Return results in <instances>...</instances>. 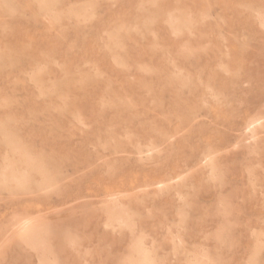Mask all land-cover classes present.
<instances>
[{"label":"rangeland","instance_id":"374dc122","mask_svg":"<svg viewBox=\"0 0 264 264\" xmlns=\"http://www.w3.org/2000/svg\"><path fill=\"white\" fill-rule=\"evenodd\" d=\"M136 246L264 264V0H0V264Z\"/></svg>","mask_w":264,"mask_h":264},{"label":"bare ground","instance_id":"6f19581e","mask_svg":"<svg viewBox=\"0 0 264 264\" xmlns=\"http://www.w3.org/2000/svg\"><path fill=\"white\" fill-rule=\"evenodd\" d=\"M102 2V1H101ZM202 4V3H201ZM34 23V22H33ZM20 25V24H19ZM44 27V25H43ZM52 32V31H51ZM102 43V42H101ZM58 44V43H57ZM75 54V53H74ZM138 54V53H137ZM166 55V54H165ZM222 64V63H221ZM189 66V65H188ZM30 69V68H29ZM197 72V70L195 71ZM111 74V73H110ZM129 75V74H128ZM14 79V78H13ZM14 82V81H13ZM122 85V84H121ZM217 107V106H216ZM22 109V108H21ZM231 111V110H229ZM202 116V115H201ZM43 117V116H42ZM176 120V119H175ZM181 123V121H180ZM198 125V124H197ZM176 131V129H175ZM205 148V147H204ZM231 150V149H230ZM218 155V154H217ZM197 160V159H196ZM199 160V159H198ZM200 161V160H199ZM198 161V162H199ZM197 163V162H196ZM263 172V171H262ZM20 231V235L24 239L28 238H34V234H37L38 227L36 225H31L30 221H24L23 223H20V230L18 228V232ZM135 258L138 260L139 264H156V260L153 256V253L151 250L143 248L141 246L135 247ZM191 264H201L199 259L197 257H194Z\"/></svg>","mask_w":264,"mask_h":264}]
</instances>
